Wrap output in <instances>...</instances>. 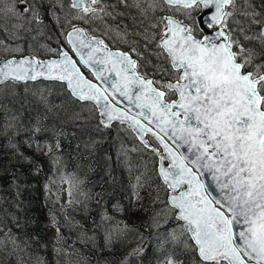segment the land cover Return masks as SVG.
<instances>
[{
  "label": "snow or ice",
  "instance_id": "6c2138e0",
  "mask_svg": "<svg viewBox=\"0 0 264 264\" xmlns=\"http://www.w3.org/2000/svg\"><path fill=\"white\" fill-rule=\"evenodd\" d=\"M119 2L145 17L156 10L182 12L188 23L172 15L156 17L144 29L142 44L136 41L126 50H114L104 39L89 38L85 29L72 24L73 20L104 23L111 13L101 0H70L68 5L55 0L50 7L66 10L65 20L71 26L64 33L70 50L40 44V50L57 58H42L34 50L3 60L0 95H15L16 86L24 84L27 95L22 103H28L30 95L50 110L51 89L38 82L55 81L75 101L96 108L100 126L127 123L142 145L130 151L150 150L155 155L159 188L167 193V199L160 201L157 192L155 201L163 207L154 213L152 223L161 227L177 222L168 237L191 253V264H264V22L252 20L259 24L255 36L239 30L245 40L259 42L257 51L236 39L237 30L231 27L235 0ZM20 4L22 12L11 0L7 16L44 25L34 4L29 0ZM196 12L199 18L193 15ZM51 15L59 24L56 13ZM11 28L14 33L7 28L0 32L20 40V30H30L20 23ZM0 47L8 53L23 51L3 39ZM122 101L137 111L118 107ZM149 134L159 147L144 139ZM117 159L132 170L128 151L121 150ZM136 180L142 187L141 176ZM133 195L140 199L138 192ZM103 218L108 219L106 214ZM12 219L19 228L18 219ZM4 224L0 218V264H44L27 252V241H20L11 228L5 231ZM162 264L184 262L169 256Z\"/></svg>",
  "mask_w": 264,
  "mask_h": 264
},
{
  "label": "trees",
  "instance_id": "16d2710c",
  "mask_svg": "<svg viewBox=\"0 0 264 264\" xmlns=\"http://www.w3.org/2000/svg\"><path fill=\"white\" fill-rule=\"evenodd\" d=\"M26 95L24 84L16 86L15 95H0V124L9 120L15 125V131L0 137V218L5 221V231L11 228L20 241H27L26 250L32 257L38 252L48 264L50 217L57 219L61 238L86 264H158L169 256L191 264V253L168 237L173 223L158 228L152 223L154 213L161 208L155 209L154 203L157 192L163 199L161 191L150 188L152 194L135 200L136 204L129 198L131 187L116 159V147L123 142L122 133L130 144L134 142L131 130L119 124L94 130L91 124L96 126L100 119L94 117L71 122L73 115L66 113L64 105L50 111L29 102L31 110L22 109L19 104ZM141 156L156 165L145 153ZM58 176L70 179L71 196L61 208L50 212L44 188ZM156 181L160 183L158 178ZM13 186L16 189L12 190ZM115 202L123 205L124 214L119 218L139 233L140 240L132 239L131 230L127 236L109 241L103 217ZM13 217L18 219L19 228Z\"/></svg>",
  "mask_w": 264,
  "mask_h": 264
},
{
  "label": "rangeland",
  "instance_id": "374dc122",
  "mask_svg": "<svg viewBox=\"0 0 264 264\" xmlns=\"http://www.w3.org/2000/svg\"><path fill=\"white\" fill-rule=\"evenodd\" d=\"M67 2H69V0H63V3L65 5H67ZM9 3H11V0H0V28H7L9 32L14 33L15 30L11 28V25L20 23L25 24L26 27L30 28V30L24 31L23 29H21L19 35L22 37V39L20 40L15 39L14 35L9 36L4 32H0V39L6 40L9 47L14 48L19 45L23 49L22 53H8L3 50V47H0V60L14 55H24L26 51L31 54L34 50H37L42 58L53 55L45 50H40L38 48V45L40 44L50 45L52 48H55L57 50L62 48V46L68 47L64 33H67L69 29H71V26L65 20L66 10H61L59 7H50L52 4H55V0H29V3L34 4L35 7L39 10L44 20V25L41 27H38L34 23L28 25L26 21L22 19L17 20L8 17L6 13V6ZM15 3L18 7V10L22 12L23 5L20 4V0H15ZM101 5L105 8L106 12L111 13V16L104 17V23H101L99 20H73L72 24H75V26L81 24L89 27L92 33H96L94 31H97L96 34L100 36L101 39H104L106 43L113 45L114 47H124L127 49L130 45L133 44V42L136 41H139L142 44L143 37L146 34L144 32V29L150 28V25L155 22L156 17L162 15H172L188 23V21L185 20L182 12L167 10L161 12L159 10H156L149 11L147 16L145 17L140 14L139 9L135 7L126 8L119 2V0H101ZM53 11L56 13V16L59 17V24L56 23V18L51 15ZM231 11L233 12L231 27L237 30L236 39L240 40V42L243 43L245 47L255 48L257 51H260L261 47L259 42L257 40H253L251 42L245 40L244 33H241L239 30L243 28L249 36H255L258 34L259 24H253L252 20L255 19L264 22V0H235V6L231 9ZM253 11L260 13V15L253 17ZM46 12L48 13L47 15L44 14ZM120 13H122L123 15H120ZM198 14L199 12H196L193 15L197 18ZM98 15L103 14L101 13ZM133 18L135 19L133 20ZM39 32H43L42 37L38 35ZM33 37H36V39L34 40ZM125 41H127V43H125ZM260 62V60L256 61V63ZM157 78L159 79V77ZM38 84L41 88L51 89L49 101L53 106L51 107L50 111H54V109H60L64 105V108L67 107L66 113L73 115L71 122L87 121L91 120V117H94V119L98 121L99 115L96 108H94L90 104L72 102L73 100L67 94H65L64 88L59 83L43 81L38 82ZM35 86L36 85L29 84L27 87L32 88ZM28 101L34 103L35 99L31 96H28ZM29 102L25 104H19V106L22 109L26 108L27 110H31ZM89 123L91 124V122ZM91 126L94 130L96 127L98 128V130L102 128V126H100L99 124H96V126L91 124ZM14 127L15 125L13 124V122L9 120L1 123L0 137L11 134L10 132L15 131ZM118 131L121 132V130ZM131 134V138L134 140V142L130 144L127 141L126 135L122 133L121 137L123 142H119L116 147V159L119 156L121 150L128 151L130 160L132 161L133 159V168L131 171H129L123 164L120 163L126 174V184L131 187L128 189L129 198L131 199L133 204H136L135 200H137V197L133 195L134 192H138L139 197L144 198L147 197L148 194H152L150 193L149 189L155 187L156 189L158 188L163 194V199H160V201L166 200L167 193L159 188L160 183L156 181V165L150 164L148 161H146V158L144 156L140 157L141 153H145L152 162H155V155L151 153L150 150H144L141 152L130 151V149L134 147H142L141 143L137 140L132 131ZM156 147L159 146L156 145ZM139 174L141 176V184L144 187H140L137 185L136 177ZM11 189H16V187L13 186ZM44 192L45 193L43 194V196L46 197V204L50 206V212L54 211L55 209H59L69 201V192H71L70 179H66L64 176L55 177L53 182H50L45 186ZM160 201L154 202L156 204L155 209L158 208V206H161V208L163 207V204ZM128 203L132 205L130 200ZM113 204L114 205L109 209L110 211H108V219H106L109 241H112L115 236H127L129 232L133 230L126 221L119 218L122 213L124 214V211L122 209L123 205L119 202H115ZM169 215H171V213H169ZM169 222L173 223L172 228L176 226L177 222ZM133 231L134 233L132 234V239L140 240L141 236L139 235V233H137L135 230ZM47 232H49L51 264H86L84 263L81 254L75 253L74 250H72V248L68 246V242L65 239L61 238L60 229L59 231H57L56 218H48ZM35 257H40V254L38 252L34 253L33 258ZM164 261H166V258L164 259ZM158 264H162V261Z\"/></svg>",
  "mask_w": 264,
  "mask_h": 264
},
{
  "label": "water",
  "instance_id": "95a60500",
  "mask_svg": "<svg viewBox=\"0 0 264 264\" xmlns=\"http://www.w3.org/2000/svg\"><path fill=\"white\" fill-rule=\"evenodd\" d=\"M199 16H200V13L197 15V18H199ZM177 19V18H176ZM177 20H179V19H177ZM79 28H83V29H85L84 27H82V26H78ZM86 31V30H85ZM89 37V36H88ZM95 37H97V36H95ZM90 38V37H89ZM98 38V37H97ZM111 47V46H110ZM62 48H64L65 50H69L68 48H66V47H62ZM112 48V47H111ZM114 50H116L115 48H113ZM70 54L71 55H74L73 53H71L70 52ZM25 56H27V55H25ZM19 57V56H18ZM9 58H11V57H9ZM49 58H57L56 56L55 57H49ZM6 59H8V58H6ZM3 60H5V59H2L0 62H2ZM83 70V69H82ZM85 75H86V77L88 78V79H92L94 82H96V83H99L98 81H95L94 80V77L93 78H91L87 73H85ZM51 82H54V81H51ZM121 100H122V98H121ZM115 103V102H114ZM118 107H121V108H125V107H128V108H132V106H130V105H127V101H122V103H120V104H118L117 105ZM132 111L134 112V111H137L136 109H134V108H132ZM114 123H118V122H113V124ZM124 125H127V123H125ZM128 126V125H127ZM132 130V129H131ZM133 131V130H132ZM136 135H137V137H138V139H139V135H138V133L137 132H135V131H133ZM150 135V134H149ZM144 139H146V140H148L149 141V138H148V135L147 136H145L144 137ZM140 140V139H139ZM149 143H150V141H149Z\"/></svg>",
  "mask_w": 264,
  "mask_h": 264
},
{
  "label": "flooded vegetation",
  "instance_id": "af4514ba",
  "mask_svg": "<svg viewBox=\"0 0 264 264\" xmlns=\"http://www.w3.org/2000/svg\"><path fill=\"white\" fill-rule=\"evenodd\" d=\"M102 6V5H101ZM85 28H87L86 26H85ZM86 32H87V34L89 35V36H95L94 34H92V33H90V32H88L87 31V29H86ZM111 46H113V45H111ZM114 47V46H113ZM112 47V48H113ZM115 49H120V50H126V48H121V47H114ZM150 137V136H149ZM150 142L154 145L155 143H154V141H153V138H151L150 137Z\"/></svg>",
  "mask_w": 264,
  "mask_h": 264
}]
</instances>
